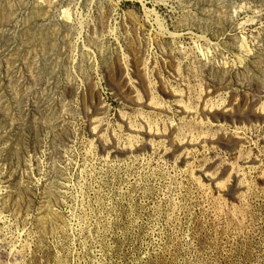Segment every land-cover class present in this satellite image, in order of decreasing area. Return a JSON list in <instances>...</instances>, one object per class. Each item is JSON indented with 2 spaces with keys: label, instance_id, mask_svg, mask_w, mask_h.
Masks as SVG:
<instances>
[{
  "label": "rangeland",
  "instance_id": "374dc122",
  "mask_svg": "<svg viewBox=\"0 0 264 264\" xmlns=\"http://www.w3.org/2000/svg\"><path fill=\"white\" fill-rule=\"evenodd\" d=\"M0 264H264V0H0Z\"/></svg>",
  "mask_w": 264,
  "mask_h": 264
}]
</instances>
